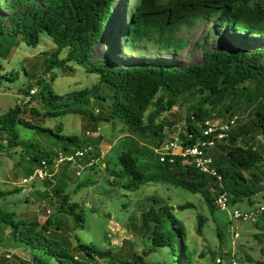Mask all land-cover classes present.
<instances>
[{
  "label": "trees",
  "instance_id": "trees-1",
  "mask_svg": "<svg viewBox=\"0 0 264 264\" xmlns=\"http://www.w3.org/2000/svg\"><path fill=\"white\" fill-rule=\"evenodd\" d=\"M113 3L114 0H0V56L6 42H13L19 36L21 41L35 45L40 34L46 32L55 43L45 66L47 72L55 66L70 67L67 62L74 61L86 71L95 73L96 80L90 86L57 94L51 91L45 79L38 77L37 84L44 89L39 99L47 106L42 115L75 112L95 122L117 118L129 131L150 135L158 145L165 140L166 123L172 124V121L165 120V113L186 93L196 94L198 99L189 108L182 130L177 132L182 146L195 142L204 119L212 116L225 118L236 113L237 106L230 95L252 83L247 99L253 104L254 112L250 125L243 132L258 131L262 137L261 147L236 142L238 133H232V125L212 148L219 150L211 154L220 178L200 171L193 163L184 161L180 154H167L160 159L158 151L132 147L120 151V168L111 172L114 174L112 183L119 182L121 176H128L121 185L129 189H136L146 181H163L200 192L210 210L215 207V195L210 197L207 194L208 185L217 192L226 191L232 202L241 200V194L251 195L243 169L264 161V45L250 48L248 42L264 35V0H134L127 13L120 15V11L112 21ZM199 22L208 24L209 30L214 32V36L208 31L202 40L197 38L195 41L194 45L201 51L199 61L179 65L156 56L132 62L127 58L121 62L112 52L111 44L103 55L94 52L96 43L111 32L107 29L108 24L117 29L118 38L112 39V43L123 40L119 45L124 50L136 48L144 51L151 45L159 50L176 52L187 42L179 30ZM209 37L213 41L209 42ZM217 39L235 41L236 44L217 47L213 45ZM63 49L65 55L59 57ZM1 68L0 63V76L3 75ZM49 76L53 78V74ZM28 88L30 83L26 84L25 90ZM32 98H36L33 93ZM105 102L107 112L103 110ZM21 112L24 108L15 104L0 113V150L23 143L18 138L17 123L33 125L20 115ZM65 140L53 151L35 152L32 159L37 165L42 159L51 163L58 151L87 146V136L69 134ZM137 152L146 157L140 161ZM62 190V182H58L55 192ZM151 200L150 206L142 211L141 227L151 231L152 245L167 246L174 255L175 264H192L182 224L172 211L174 205L157 196H152ZM189 205L190 202H185L177 207ZM77 207L78 202L70 201L69 195L63 192L58 207L60 217L53 225L49 219L42 224L24 220L16 212L0 207V227L10 228L9 237L13 244L41 251L43 258L35 255L41 264H48L49 259L60 264H95L97 258L106 256L114 263L115 254L110 249L98 248L90 242H77L78 254L71 252V241L60 231L72 233L84 226L82 212L77 211ZM65 216H70L71 228L65 224ZM200 225L201 219L198 230ZM73 235L79 240L76 233ZM257 262L264 264V261Z\"/></svg>",
  "mask_w": 264,
  "mask_h": 264
},
{
  "label": "rangeland",
  "instance_id": "rangeland-1",
  "mask_svg": "<svg viewBox=\"0 0 264 264\" xmlns=\"http://www.w3.org/2000/svg\"><path fill=\"white\" fill-rule=\"evenodd\" d=\"M133 1L114 0L111 20L113 21L120 11V15L127 13ZM107 29L111 32L107 38L96 43L95 55H103L111 44L112 52L121 62L127 58L132 62L156 56L179 65L199 61L201 51L194 45L195 41L197 38L202 40L203 34L208 31L214 36L208 24L199 22L183 26L179 30L178 33L187 38V42L176 52L159 50L151 45L144 51H138L136 48L124 50L119 45L123 40L112 43V39L118 38L117 29L110 24ZM211 40L209 37V42ZM235 44V41L217 39L213 45L232 47ZM262 44L264 45V35L254 37L248 42L250 48ZM54 49L55 43L46 32L40 34V40L35 45L21 41L18 36L15 41L6 42L3 46V54L0 56L3 74L0 76V113L18 104L24 108L20 115L33 125L17 123L18 138L23 143L0 150V207L16 212V215L24 220H34L42 224L49 219L53 225L60 217L58 207L61 194L66 192L70 201L78 202L76 210H81L84 224L83 227L71 231L72 233L60 231L71 241L72 253L78 254L77 242H90L98 248H108L115 254L114 263L106 256L97 258L95 264H175L174 255L170 253L169 248L152 245L151 231L147 232L141 227L142 211L150 206L151 197L157 196L162 198L163 202L174 205L172 211L182 224L192 264H231V259H235L237 264H259L257 261H264V214L253 220H235L230 216L232 208L245 209L264 204V161L250 169H243L252 194H241V200L236 202L230 199L231 203L225 209L215 206L210 210L202 193L163 181H146L136 189L121 185L128 176H121L118 178L119 182L112 183V170L120 168V151L129 147L149 148L156 152L162 150L165 143L182 130L186 114L197 102L198 96L186 93L165 113V120L172 121V124L166 123V137L161 145L150 135L129 131L117 118L95 122L88 116L75 112L44 116L42 113L47 106L39 99L44 89L37 84L38 77L45 79L51 91L57 94L90 86L96 80L95 73L86 71L74 61L67 62L70 67L55 66L47 72L45 66ZM64 55L63 49L58 56ZM50 74H53V78H50ZM27 83H30V88L25 90ZM251 84L244 90L239 89L236 94L230 95L234 106H237L235 112L238 116L231 131L238 133L236 142H244L260 149L262 137L259 132H243L250 125L251 113L254 112L253 104L247 99ZM32 93L36 98H32ZM226 102L228 100L224 103ZM103 110H108L106 102ZM93 111H97L96 107ZM56 125L60 127L57 128ZM69 134H77L82 138L87 136L86 145L95 156V161L92 164H84L88 160L86 158L79 174L71 166L61 165L52 176L44 178L46 182L44 179H34L22 183L21 178L28 175L37 165L32 155L39 150H55L66 141ZM218 151L215 148L211 153L214 155ZM137 156L140 161L146 157L140 152H137ZM58 182H62L63 190L56 193L55 186ZM206 191L210 197L217 192L211 185L207 186ZM185 202H190L191 205L177 207V204ZM65 217V224L71 228L73 224L70 216ZM199 219L201 225L198 230ZM234 226H237L236 230L239 232L237 237L233 236ZM9 231V227H0V264H41L35 258V255L44 257L41 251L13 244ZM73 233H76L79 240L74 238ZM216 258H219L220 262H216ZM48 264L60 263L49 259Z\"/></svg>",
  "mask_w": 264,
  "mask_h": 264
},
{
  "label": "built area",
  "instance_id": "built-area-1",
  "mask_svg": "<svg viewBox=\"0 0 264 264\" xmlns=\"http://www.w3.org/2000/svg\"><path fill=\"white\" fill-rule=\"evenodd\" d=\"M33 90V89H32ZM237 119L236 113H230L228 116L208 117L200 123L199 135L195 142L190 145L182 146L178 139V134L175 133L172 138L158 151L160 159H163L167 154H180L184 156V161L193 163L198 169L204 173H211L220 178L221 175L213 165V158L211 149L215 147L217 141H220L226 135L227 130L234 125ZM88 160L84 164H92L95 161L93 156L88 150V146H80L66 152L58 151V154L51 163L42 159L40 164L26 176L21 178L22 183L32 181L34 179H44L47 176H52L61 165H69L75 169L79 174L83 167V161ZM230 197L224 190L218 191L214 197V204L218 208H228L230 204ZM264 209V204L254 205L251 208H232L230 216L235 220H253L259 217ZM237 226H234L233 236L239 235ZM216 262H220L216 258ZM231 264H237L235 259H231Z\"/></svg>",
  "mask_w": 264,
  "mask_h": 264
}]
</instances>
